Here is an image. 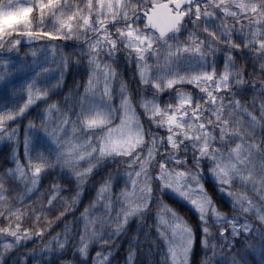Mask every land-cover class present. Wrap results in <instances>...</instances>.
Segmentation results:
<instances>
[{
  "label": "snow or ice",
  "instance_id": "1",
  "mask_svg": "<svg viewBox=\"0 0 264 264\" xmlns=\"http://www.w3.org/2000/svg\"><path fill=\"white\" fill-rule=\"evenodd\" d=\"M0 92V259L264 264V0H0Z\"/></svg>",
  "mask_w": 264,
  "mask_h": 264
},
{
  "label": "trees",
  "instance_id": "2",
  "mask_svg": "<svg viewBox=\"0 0 264 264\" xmlns=\"http://www.w3.org/2000/svg\"><path fill=\"white\" fill-rule=\"evenodd\" d=\"M122 71L124 73V76L127 78L131 75V72L129 71L127 65H122ZM86 78V72L84 70L83 66L80 67H76L73 66L71 68H69V70H67V74L64 77V82L62 85V89L61 91H59V96L63 97L64 93L68 91L69 87H75L74 82L80 83L81 86V90L83 88V80ZM118 87V85H117ZM55 98V97H54ZM36 109L33 108L27 116L24 117L23 122H26L27 119L31 118L33 116V114L35 113ZM39 118L37 117V120ZM23 137V127H21L20 129V140ZM7 150V142H3L0 145V159L3 158L4 152ZM18 152L22 155L23 153V143L21 142L19 147H18ZM89 199V192L88 190L85 191V194L82 197V201L77 205L76 209L74 210V212L72 213V215H77L79 213V211L83 210L84 207V203L87 202V200ZM164 199L169 203V204H173L174 202L172 200H170L168 197H164ZM179 210L183 213L186 210V206L184 205H180ZM100 209L98 208L95 212H93L92 214H99ZM50 215L54 216L55 212H51ZM190 216V222L195 221V216L189 214ZM64 219H71L70 216H65L64 218H62L61 220L57 221V223L54 225V230L56 228H62ZM132 227L135 228L136 227V223L133 220L132 222ZM149 224H152L153 226L151 228H148L147 226H143L140 229V234H139V238H141L140 236H144L142 238V240H140V243L138 245H136L137 248V264H160V250L159 248L162 246V242L160 241V239L157 236L156 233V229H155V222L151 219L148 220ZM97 227H99V225H97ZM145 233H147V235H145ZM151 233V236L149 235ZM253 240L258 239V237H253ZM155 242V243H154ZM121 247L119 250L114 252V260L119 259L120 260V264H123V257H122V253L124 252L125 248L127 247V239L126 238H121ZM27 246H31L30 244ZM95 249H93L94 251ZM210 251V249H209ZM202 255V250L199 248V244L197 243L195 245V251L193 252L192 256H191V264H199L200 258ZM14 256V253H12L11 255H7L5 257H3L2 259H0V264H10L12 258ZM249 260H252V257H248Z\"/></svg>",
  "mask_w": 264,
  "mask_h": 264
},
{
  "label": "rangeland",
  "instance_id": "3",
  "mask_svg": "<svg viewBox=\"0 0 264 264\" xmlns=\"http://www.w3.org/2000/svg\"><path fill=\"white\" fill-rule=\"evenodd\" d=\"M21 51H23V48L21 49ZM66 74H67V71L65 72V75H64V77L66 76ZM62 89V88H61ZM61 89H58V92L59 91H61ZM3 93L2 92H0V95H2ZM21 142L23 143V137H22V139H21ZM3 142H0V145L2 144ZM20 145V144H19ZM19 147V146H18ZM140 234V233H139ZM150 236H151V233L149 234ZM141 238H140V240H142V238L144 237V236H140Z\"/></svg>",
  "mask_w": 264,
  "mask_h": 264
}]
</instances>
